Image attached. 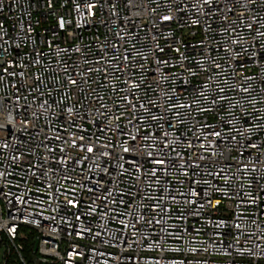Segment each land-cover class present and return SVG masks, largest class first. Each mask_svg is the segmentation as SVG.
I'll return each mask as SVG.
<instances>
[{"label":"built area","instance_id":"built-area-1","mask_svg":"<svg viewBox=\"0 0 264 264\" xmlns=\"http://www.w3.org/2000/svg\"><path fill=\"white\" fill-rule=\"evenodd\" d=\"M32 264H264V0H0V247Z\"/></svg>","mask_w":264,"mask_h":264},{"label":"trees","instance_id":"trees-1","mask_svg":"<svg viewBox=\"0 0 264 264\" xmlns=\"http://www.w3.org/2000/svg\"><path fill=\"white\" fill-rule=\"evenodd\" d=\"M25 246V250L22 253V257L25 259V261L28 264H32L33 260H34V254H33V250L35 247L34 242L32 241V239H30L28 242L24 243ZM17 254L15 252V250L13 248L10 249V255L7 258V262L6 264H18L17 263Z\"/></svg>","mask_w":264,"mask_h":264},{"label":"rangeland","instance_id":"rangeland-1","mask_svg":"<svg viewBox=\"0 0 264 264\" xmlns=\"http://www.w3.org/2000/svg\"><path fill=\"white\" fill-rule=\"evenodd\" d=\"M5 247L1 246L0 247V264L4 263L5 260Z\"/></svg>","mask_w":264,"mask_h":264}]
</instances>
